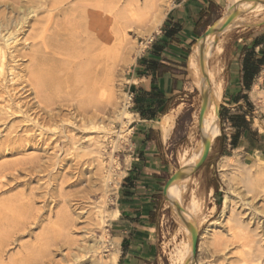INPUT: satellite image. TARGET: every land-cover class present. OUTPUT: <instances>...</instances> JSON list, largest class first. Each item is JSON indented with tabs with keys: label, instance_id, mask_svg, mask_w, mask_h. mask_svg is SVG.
I'll return each mask as SVG.
<instances>
[{
	"label": "rangeland",
	"instance_id": "obj_1",
	"mask_svg": "<svg viewBox=\"0 0 264 264\" xmlns=\"http://www.w3.org/2000/svg\"><path fill=\"white\" fill-rule=\"evenodd\" d=\"M19 1L24 3L28 0ZM111 1L113 14H110V17L114 16L112 17L114 20L116 18L113 20L112 29L117 33L120 22L117 18L120 16L116 15L127 0ZM144 1L141 0V3ZM180 1L182 0L165 1L166 17L174 4ZM261 1L264 3V0ZM242 2L243 6L247 7L252 0ZM11 3L12 0H0V15L9 14L8 6L12 5ZM79 4L80 0H74L69 4L65 1L62 10H55L52 6L46 5L39 11L36 21L30 20V26L41 27V31L44 28L45 34L47 29L48 34L57 33L67 26L68 15L66 16L65 12L69 11L71 6L77 8ZM229 6V2L225 0L216 17L221 20L228 17L234 7ZM237 6L240 7L241 4ZM242 9L234 15L230 30L219 36L222 47L225 42H230V46L233 44L236 30L250 28L257 33L263 30L264 10L253 12L249 8ZM224 19L219 24H222ZM28 29L27 27L26 30ZM31 31L28 30L27 34ZM127 31L128 36H116L111 44L110 69L114 105L105 117L108 119L110 129V135L106 140L103 138L104 133L99 130L85 129L81 123L77 126L76 100L67 97L63 102L58 101L59 97L61 99L65 97V93L57 97L51 95L55 104L47 109L43 104L38 105L33 96L29 97L30 92L24 93L25 90L22 88L26 87L25 83L20 81L16 84V92L13 93L23 99L21 105L24 106V111H29L30 118H39L42 122L41 118H48L47 116L51 114L61 116L50 122L42 135L33 122L21 123L17 115L0 123V211L2 218L9 219L13 228L15 222L22 221L18 222L19 230L10 232L12 227L8 230L11 237L0 247V264H109L111 252L116 250L111 234V223L115 218L118 195L136 158L133 134L136 119L134 110L135 98L141 93L133 84V77L139 59L159 32L155 31L150 40L138 34L136 25ZM245 32L249 34L248 30ZM53 39L46 43V55L50 57L57 53L59 58H66L63 40L58 41L59 38L55 37ZM208 46H212V43ZM22 48L23 45L19 47ZM230 49L228 47L220 56V61L230 57ZM27 59L21 60L19 64L23 63V67L30 65ZM215 59L216 56H210L207 67H211ZM60 65L61 62L57 65L49 63L47 67L57 68ZM192 72L191 70L186 72V83L176 95L177 101L174 100L170 104L177 107L171 112V115L177 114V118L174 133L164 149L169 163L164 185L172 176L182 175L185 171L193 169L183 168L191 163L193 158L195 161L197 157L194 155L201 143V127L205 124V118L201 120L202 98L195 86ZM255 90L250 99L256 123L261 127L264 126V84L260 90ZM77 100L80 101L81 98ZM175 103L178 106H175ZM217 105L220 131L223 128L228 131L227 123L223 125L228 115L220 109L223 106L221 97ZM124 109L131 113L126 120L120 118ZM61 118L71 121L62 122ZM8 137L17 140V143L5 144ZM216 137L215 142L211 144L207 160L200 169L192 171L186 177L188 180L184 187L181 186L182 180L174 183L169 201L163 191L164 185L155 195L154 218L158 222L160 264L186 263L180 260L187 251L188 241L191 240L185 228L187 224L180 213L185 218H190L188 211L191 209L188 208H192L193 202L196 205L193 222L198 243L194 252L193 242L191 259L187 264H264V250L256 248L257 252L254 255L250 256L249 253L243 257L239 255L242 250L241 242H237L239 245L232 243V240L235 241L232 237L234 233L229 229L232 224L230 219L236 217L241 219L249 230L255 231L258 235L257 240L264 239V170L260 169L264 164V151L251 153L247 150L225 149L223 142H219V137L217 139ZM70 138L74 139L75 144L71 143ZM98 161L103 162L104 170H99ZM110 173L112 184L107 187L105 177ZM179 186L183 190L181 199L179 198L182 202L176 208ZM227 195L232 196V204L230 210L223 214ZM100 217L105 218L104 224L103 218ZM214 233L224 236L223 243L216 242ZM95 241L101 242V247L96 250L91 247ZM248 250L249 248L245 249L247 252Z\"/></svg>",
	"mask_w": 264,
	"mask_h": 264
},
{
	"label": "bare ground",
	"instance_id": "obj_2",
	"mask_svg": "<svg viewBox=\"0 0 264 264\" xmlns=\"http://www.w3.org/2000/svg\"><path fill=\"white\" fill-rule=\"evenodd\" d=\"M65 1L69 4L74 0H54L52 2L46 0L44 3H39L33 0H28L23 3L19 0H12V5L8 6L9 14L11 15H0V123L17 115V117L21 119V123L33 122L36 126L35 128L38 127L40 135H42L44 134L43 132L46 126L61 116V114H51L47 116L49 119L46 117L41 118L42 122L39 118H30V115H28L29 111H24V106L21 105V101L23 99L18 98V94L13 93L16 92V84L21 81V83L26 84V87L22 88L25 90L24 93L30 92L29 97L33 96L38 105L43 104L47 109L55 104V100L52 99L51 95L57 97L59 94L65 93V97L63 99L59 97V102L65 101L67 97L70 100H76L77 105L75 106V109L77 111V122L75 123H77V126L81 123V126L85 129L99 130L104 133L103 138L106 140L110 135V129L109 124H107L108 119H105V117L110 111L111 106L114 105L110 69L112 40L116 36H128L127 30L131 29L135 25L138 34L146 36L151 40L153 33L159 30L166 17L164 9V3L166 0H145L144 3H141V0H127L125 6L121 9L119 8L120 12L116 15L120 16L117 18V21L120 20L118 27L116 26L117 33H114L112 29L114 16H112L113 18L110 17L112 12L111 5L113 3L111 0H80L81 4L77 5V8L71 6L69 11L65 12V15H68L67 26L54 34H48V29L45 34L44 28L41 31V27H35L33 25L30 26V20H35L37 18L41 8L46 5H50L55 10H62V4ZM227 1L231 7L234 6L231 13L224 19L222 24L216 25L213 33L211 31L208 35L203 37L201 42L205 41V46H203L201 51L198 53L196 62L193 61L192 63L195 86L200 92L202 98L200 115L202 109L203 112L201 120L202 118H205V124L201 127V143L199 150L194 155L195 158H197L195 161L193 158L191 163L185 165L183 168L184 170H187L188 168L194 169L197 167L204 156V152L207 149H210L214 138L220 132L217 115V103L222 94V85L217 80L219 71L216 70V68L207 67V60L212 55H215L216 57L219 56L223 47L220 43L221 40L219 39H217L218 41L215 45H208L212 43L211 41L214 42L220 34L230 30L232 21L229 24L226 22L229 18L233 19L234 15L241 11V8L244 10L249 8V10L253 12H262L264 10V3L261 0H252L250 5L247 7L243 6L242 0ZM238 4H241V6L238 7ZM27 27L29 28L28 30H32L29 34H27ZM25 36L27 37L25 38ZM53 36L56 39L59 38L58 41L62 39L65 43L63 48L66 50V53L64 54L66 58H59L57 53H53L50 57L46 55V43L47 41L52 40L54 38ZM22 45L23 48L19 49ZM41 45L42 47L40 48L39 46ZM58 51H60V49H58ZM26 58L30 61V65H25V67H23V63L19 64V62L21 60H26ZM60 62L62 65L57 68H55L56 66L47 67L49 63L57 65V63ZM14 63L17 65H13ZM256 89H258V87H256ZM77 98H81V100L79 101ZM101 115L102 117H100ZM130 116L131 113L127 112L126 109H124L120 114V118L125 120ZM174 119L175 116L172 115L164 118L161 123V128L165 138L168 136V133L174 123ZM68 120L61 118L60 121L67 122ZM70 141L72 144H75L73 138H70ZM5 142V144L10 145L17 143V140L8 137ZM101 146H103V144ZM59 158L60 157H58V159ZM98 166L99 170H104L105 168L103 162L101 161H98ZM193 169L185 171L182 176L190 174ZM260 169L264 170V164ZM111 177V173L105 177L107 187L112 184ZM181 180V186L184 187L185 182L188 179L183 178ZM177 183L179 182H176V184ZM173 184H171L167 189V195L168 190L171 191ZM181 186H179V194L176 198V208L179 203L182 202L180 201L183 193ZM231 199L232 196H226L223 214L226 213V210H230V206L232 204ZM195 207L196 205L193 202L192 208H188L191 209L188 211L190 218H185L180 213L182 218L192 225L193 228L195 225L193 222V220H195L193 218V211L194 209L196 210ZM117 214L118 212L115 211L114 216L117 217ZM104 219L105 218L102 219L103 224L105 223ZM3 220L4 218H2V213L0 211V247L3 246L2 243L5 240V242H7L11 237L10 232L19 230L18 222L21 221L18 220L15 222V228H13L12 224H10L11 221H8L9 219L6 220L5 218V220ZM230 220L232 224L229 229L230 231H233L232 233L234 234L231 236L235 239L236 243L234 240H232L233 242L231 240L230 241L235 245H239L237 242H241L240 245L242 250H240L239 255L242 257L248 253V255H254L257 252L256 248L260 251L264 250V239L257 240L256 237L258 235L255 231L249 230L248 226H246V224H244L239 218L233 217ZM11 227L12 230L9 232L8 230ZM185 228L191 242L188 241L189 243L186 245L187 251L184 253L180 261L182 263L185 261V264H187L191 259L193 250V234L189 225H186ZM230 231H228V233ZM206 232L208 233L209 230L207 229ZM213 236L215 237L217 243H223V235L214 233ZM226 238L227 237H225V239ZM100 244L101 242L95 241L91 247L96 250L101 247ZM246 248H249L248 252L245 251ZM117 258L118 252L117 250H114L111 252L109 264H115L117 262Z\"/></svg>",
	"mask_w": 264,
	"mask_h": 264
},
{
	"label": "crops",
	"instance_id": "obj_3",
	"mask_svg": "<svg viewBox=\"0 0 264 264\" xmlns=\"http://www.w3.org/2000/svg\"><path fill=\"white\" fill-rule=\"evenodd\" d=\"M224 3L225 0H182L174 4L138 61L133 84L141 93L138 97H145L144 104L153 107V114L136 109L141 103L140 100L135 102L136 158L122 184L117 200L118 214L111 223L118 252L115 264H160L155 195L164 185V176L169 171L164 149L176 128L177 114H173L175 119L167 138L161 123L177 108L170 104L177 101L176 95L186 83V72L193 71L192 63L205 46V41L201 40L210 28L224 19L216 17ZM219 36L211 41L212 45L217 43ZM232 41L231 46L230 42H225L211 66L219 71L217 80L223 86L220 109L228 115L223 122V125L227 123L228 131L223 128L216 139L225 137V149L262 152L264 126L256 123L250 96L256 92V87L260 90L264 84V28L259 33L250 28L236 30ZM228 47L231 48L230 57L220 61Z\"/></svg>",
	"mask_w": 264,
	"mask_h": 264
},
{
	"label": "water",
	"instance_id": "obj_4",
	"mask_svg": "<svg viewBox=\"0 0 264 264\" xmlns=\"http://www.w3.org/2000/svg\"><path fill=\"white\" fill-rule=\"evenodd\" d=\"M231 21H232V18H229V19L227 20L226 23L229 24ZM211 29H212V28H210V29L206 32L205 36L208 35V34L211 32ZM205 36H204V37H205ZM202 112H203V109H202ZM202 112H201V116H202ZM210 151H211V148H210V149H207V150L204 152V156H203L201 162L197 165V167L194 168L193 171H197L198 169H200V168L203 166V164L205 163V161L207 160V158H208V156H209ZM187 176H189V174L186 175V176H182V175L176 174V175L172 176V177H171V178L165 183L163 191H164L165 196H166L168 199H169V197H168V195H167V189L169 188V186H170L171 184H173V183H176L177 181H179V180H181V179H183V178H186ZM183 220H184V218H183ZM184 221H185V223H186L187 225H189V226L191 227L192 234H193V242H194V252H196V250H197V243H198V235H197V232L195 231V229L193 228L192 225H190L188 222H186V220H184Z\"/></svg>",
	"mask_w": 264,
	"mask_h": 264
},
{
	"label": "trees",
	"instance_id": "obj_5",
	"mask_svg": "<svg viewBox=\"0 0 264 264\" xmlns=\"http://www.w3.org/2000/svg\"><path fill=\"white\" fill-rule=\"evenodd\" d=\"M144 99H145V97H141V98H139V97H136L135 98V102L136 101H139L140 100V105H139V107H137L136 109H141V111H143V113H145L144 112V110H148V112L150 113V114H153V107H151L150 105H148V104H144ZM164 111H165V109H164ZM163 111V112H164ZM218 141L219 142H223V147L225 148V137L224 136H220L219 138H218Z\"/></svg>",
	"mask_w": 264,
	"mask_h": 264
}]
</instances>
